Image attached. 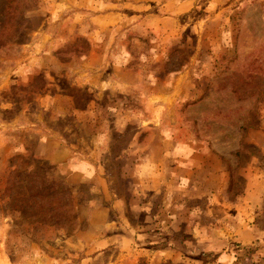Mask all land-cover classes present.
Listing matches in <instances>:
<instances>
[{
  "label": "rangeland",
  "instance_id": "rangeland-1",
  "mask_svg": "<svg viewBox=\"0 0 264 264\" xmlns=\"http://www.w3.org/2000/svg\"><path fill=\"white\" fill-rule=\"evenodd\" d=\"M0 264H264V0H0Z\"/></svg>",
  "mask_w": 264,
  "mask_h": 264
}]
</instances>
